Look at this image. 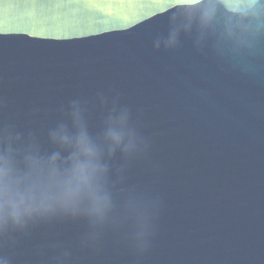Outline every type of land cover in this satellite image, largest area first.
Wrapping results in <instances>:
<instances>
[{
  "label": "water",
  "instance_id": "obj_1",
  "mask_svg": "<svg viewBox=\"0 0 264 264\" xmlns=\"http://www.w3.org/2000/svg\"><path fill=\"white\" fill-rule=\"evenodd\" d=\"M0 264H264V0H0Z\"/></svg>",
  "mask_w": 264,
  "mask_h": 264
},
{
  "label": "clouds",
  "instance_id": "obj_2",
  "mask_svg": "<svg viewBox=\"0 0 264 264\" xmlns=\"http://www.w3.org/2000/svg\"><path fill=\"white\" fill-rule=\"evenodd\" d=\"M100 103L102 105L106 104V101L101 98ZM63 112V110H61ZM85 112H86V105L85 103L81 101H73L69 105V110L65 114L68 121H70V126L68 123H65L64 121H61L57 123L55 129L56 131H49V135L51 138L55 139L57 137L58 133H67L70 127L76 128L77 131V142L78 146L83 152V154L87 157H89V160L84 163L77 162L74 167V173L77 175L78 179L81 183L87 184L88 182V176L87 174L89 172L95 173L96 171H103L107 172L109 170L108 165H100V164H94L92 161L96 158L97 153L92 145L93 137L90 135L86 129H87V122L85 120ZM114 112H119L122 114L123 120L128 126L129 134L133 137L137 136V131L134 126L130 124V115L129 111L124 108L120 109L116 106V103L113 102V106L107 116V118L103 121L104 123H108L112 119V114ZM60 139L63 141L67 140L66 135L60 136ZM114 150H110V155H114ZM68 159L76 160V156L73 154L72 156H69ZM4 194L5 196L11 195V189L6 184L4 188ZM18 195V193H17ZM23 198H21L22 200ZM48 209H45L47 211ZM15 218V217H14Z\"/></svg>",
  "mask_w": 264,
  "mask_h": 264
}]
</instances>
